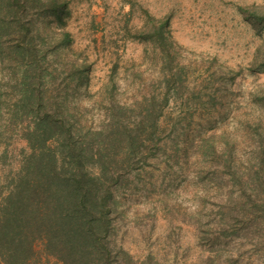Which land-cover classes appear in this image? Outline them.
<instances>
[{
	"label": "rangeland",
	"instance_id": "obj_1",
	"mask_svg": "<svg viewBox=\"0 0 264 264\" xmlns=\"http://www.w3.org/2000/svg\"><path fill=\"white\" fill-rule=\"evenodd\" d=\"M61 1V25L47 0H0V16L22 12L38 49L30 88L76 126L122 122L105 156L113 239L131 264H264V23L241 10L264 0ZM159 19L170 43L144 36ZM8 56L1 49L0 198L40 114L22 106L14 75L25 63ZM34 249L29 262L61 264Z\"/></svg>",
	"mask_w": 264,
	"mask_h": 264
},
{
	"label": "trees",
	"instance_id": "obj_2",
	"mask_svg": "<svg viewBox=\"0 0 264 264\" xmlns=\"http://www.w3.org/2000/svg\"><path fill=\"white\" fill-rule=\"evenodd\" d=\"M47 2L53 20L63 24V2ZM14 3L2 0L6 8ZM241 10L258 26L264 23V5ZM20 14L14 11L11 17L0 16V52L7 48L11 64L23 59L25 64L20 65L26 67L25 73L15 74L14 82L22 85V106H36L40 114L32 127L23 130L30 151L0 198V264H37L36 260L29 262L36 253L35 241L61 264H131L129 253L113 239L110 185L116 177L105 156L110 151L107 148L119 143L112 131L118 133L122 122L115 115L117 119L109 118L99 128L76 126V120L61 110L53 96L45 99L42 89L30 88L34 87L32 70L38 49ZM166 24L167 19H159L144 30V36L151 41L156 37L158 44L160 39L169 41ZM61 36L65 41L66 34ZM9 39L12 44L7 43ZM152 114V104L146 105L145 115ZM96 164L99 167L95 170Z\"/></svg>",
	"mask_w": 264,
	"mask_h": 264
}]
</instances>
